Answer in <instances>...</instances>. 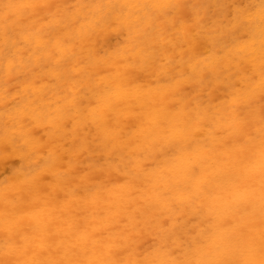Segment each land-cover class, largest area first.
<instances>
[{"label": "rangeland", "instance_id": "374dc122", "mask_svg": "<svg viewBox=\"0 0 264 264\" xmlns=\"http://www.w3.org/2000/svg\"><path fill=\"white\" fill-rule=\"evenodd\" d=\"M111 1L0 0V264H264V58L249 49L248 17L263 0H227L201 25L199 0L141 1L131 17ZM217 75L232 84L220 88ZM32 156L39 164L20 171Z\"/></svg>", "mask_w": 264, "mask_h": 264}, {"label": "bare ground", "instance_id": "6f19581e", "mask_svg": "<svg viewBox=\"0 0 264 264\" xmlns=\"http://www.w3.org/2000/svg\"><path fill=\"white\" fill-rule=\"evenodd\" d=\"M99 1V0H98ZM142 1V2H141ZM175 1V0H174ZM174 1H173V3H174ZM200 1H202V3H203V5H202V3H200L201 4V6H200V11H198V12H200L199 13V15H198V18H197V21L200 23V25L203 23H205V21H207V20H212L214 17L212 16L213 14H215L216 16L218 15V14H224L225 12H227L228 10H230L232 7L230 6V5H228V1L227 0H219L217 3H216V0H199V2ZM121 0H114V1H111L109 4H108V6L109 7H112V9H113V7H115L116 6V3H120L119 5H121ZM143 3L144 2V4L145 3H147V0H125V2L122 4V5H125V6H127L129 9H131V10H127L128 12V16L129 17H131V13L133 12V11H135V10H138V7H139V3ZM171 2V1H170ZM213 2H215L216 3V5L215 6H213L214 7V11L213 12H210V9H211V3H213ZM263 2H264V0H263ZM74 3V2H73ZM183 3V2H182ZM262 3V2H261ZM22 4V3H21ZM199 4V5H200ZM263 4V6L262 7H260V8H257V9H255L254 10V12H252L251 14H249V21H250V23L251 24H253V30L251 31V33H250V36H251V44L249 43V49L250 50H252V52H253V54H255L256 56H257V58H260V59H262V58H264V3H262ZM118 5V4H117ZM190 5H191V3H190ZM193 5V4H192ZM147 6L148 5H146L145 7L147 8ZM175 6V5H174ZM176 6H177V4H176ZM182 6V5H181ZM184 6V5H183ZM195 6V5H194ZM261 6V5H260ZM99 7V6H98ZM102 7V6H101ZM152 7V6H151ZM155 7V6H154ZM162 7H164V6H162ZM171 7V6H170ZM169 7V8H170ZM189 7H191V6H189ZM198 7V6H197ZM197 7H194L195 9L197 8ZM212 7V8H213ZM239 7V6H238ZM120 8V7H119ZM153 8V7H152ZM168 8V9H169ZM181 8V7H180ZM194 8H193V10H194ZM199 8V7H198ZM105 9V8H104ZM150 9V8H149ZM160 9V8H159ZM175 9V8H174ZM234 9V8H233ZM237 9V8H236ZM177 10V9H176ZM239 10H241V9H239ZM244 10V9H243ZM111 11V10H110ZM149 11V10H148ZM162 11V10H161ZM164 11V10H163ZM181 11H183V10H181ZM197 11V10H196ZM118 12H120V11H118ZM150 12V11H149ZM180 12V11H179ZM235 12V11H234ZM238 12V11H237ZM236 12V13H237ZM155 13V12H154ZM156 13H158V12H156ZM109 14V13H108ZM234 13H232V15H233ZM126 15V14H125ZM147 16H149L150 15V13H148V14H146ZM157 15V14H156ZM231 15V16H232ZM155 16V15H154ZM153 16V17H154ZM159 16V15H158ZM197 16V15H196ZM220 17V16H219ZM235 17H237V16H235ZM142 18V17H141ZM150 18H152V17H150ZM157 18V17H156ZM155 18V19H156ZM218 18V17H217ZM216 18V19H217ZM231 18V17H230ZM240 18V17H239ZM242 18V17H241ZM245 18V17H244ZM244 18H242V19H244ZM135 19V18H134ZM126 20V19H125ZM157 20V19H156ZM156 20H154V19H152V22L154 23V24H156L157 22H156ZM162 20V19H161ZM173 20H174V18H173ZM185 20V19H184ZM227 20V19H226ZM157 21H159V20H157ZM172 21V20H171ZM136 22V21H135ZM142 22V21H141ZM167 22V21H166ZM183 22V21H182ZM215 22V21H214ZM213 22V23H214ZM220 22V21H219ZM237 22V21H236ZM241 21H239V23H240ZM131 23V25L132 26H134V24H132V21L130 22ZM223 23H226V22H223ZM238 23V22H237ZM129 24V23H128ZM154 24H153V26H154ZM173 24V23H172ZM210 24V23H209ZM216 23H214V25H215ZM158 25V24H157ZM157 25H156V27H157ZM208 25V24H207ZM246 25V24H245ZM120 26V25H119ZM131 26V27H132ZM137 26V25H136ZM162 26H163V30H164V28L166 27V25L165 24H163L162 23ZM161 26V27H162ZM183 26V25H182ZM184 26H185V24H184ZM227 26V25H226ZM225 26V27H226ZM252 26V25H251ZM127 27H128V25H127ZM207 27V26H206ZM217 26H214V28H216ZM224 27V28H225ZM236 27V26H235ZM238 27V26H237ZM183 28V27H182ZM200 28V27H199ZM212 28H213V25H212ZM228 28H229V26H228ZM239 28H241V27H239ZM243 28V27H242ZM131 29H133V28H131ZM130 29V30H131ZM135 29V28H134ZM150 29H154V28H150ZM206 29H211V28H206ZM227 29V28H226ZM93 30V29H92ZM117 30V29H116ZM161 30V29H160ZM159 30V31H160ZM173 30V29H172ZM175 30H178V29H175ZM184 30V29H183ZM187 30V29H186ZM197 30V29H196ZM222 30V29H221ZM234 30V29H233ZM126 31H127V29H126ZM139 31V30H138ZM138 31L137 32H135V33H138ZM143 31L145 32V30L143 29ZM185 31V30H184ZM224 31V30H223ZM226 31V30H225ZM231 31V30H230ZM241 31H243V30H241ZM240 31V32H241ZM245 31V30H244ZM243 31V32H244ZM173 32V31H172ZM220 32V31H219ZM222 32V31H221ZM226 32H228V30L226 31ZM226 32H225V34H226ZM247 32V31H246ZM128 33H129V30H128ZM150 33V32H149ZM160 33V32H159ZM158 33V34H159ZM210 33H211V31H210ZM213 33V32H212ZM223 33V32H222ZM50 34V33H49ZM184 34V33H183ZM201 34H202V32H201ZM204 34H205V32H204ZM239 34V33H238ZM126 35H128V34H126ZM149 35H151V33L149 34ZM155 35V34H154ZM153 35V36H154ZM163 34L162 33H160V36H162ZM165 35V34H164ZM207 35H208V32H207ZM145 36V35H144ZM158 36V35H157ZM197 36V35H196ZM195 36V37H196ZM208 36H210V35H208ZM213 36V35H212ZM222 36V35H221ZM232 36H235L234 34L232 35ZM58 37H60V36H58ZM104 37V36H103ZM127 37H129V36H127ZM146 37H147V35H146ZM182 37H184V36H182ZM194 37V38H195ZM211 37V36H210ZM230 37V36H229ZM145 38V37H144ZM150 38V37H149ZM217 38H219L218 36H217ZM242 39H246V38H244V37H241ZM240 38V39H241ZM81 39V38H80ZM151 39V38H150ZM169 39V38H168ZM185 39V38H184ZM201 39V38H200ZM212 39V38H211ZM226 39V38H225ZM237 39V38H236ZM162 40V39H161ZM179 40H181V39H179ZM178 40V41H179ZM196 40V39H195ZM194 40V41H195ZM204 40V39H203ZM215 40H217V39H215ZM214 40V41H215ZM238 40V39H237ZM237 40H234V43H233V45L232 46H230V47H232L233 48V50H237V49H239L240 51H245L246 49H248V48H246L243 44H241V43H239L240 42V40L239 41H237ZM249 40V39H248ZM104 41V40H103ZM102 41V42H103ZM145 41V40H144ZM156 41H157V39H156ZM166 41V40H165ZM183 41V40H182ZM222 41V40H221ZM230 41V40H229ZM228 41V42H229ZM244 41V40H243ZM67 42V41H66ZM132 42H135V43H137V44H135V45H138L139 44V42H137V40H133ZM186 42H188V41H186ZM208 42V41H207ZM211 42V41H210ZM231 42V41H230ZM69 43V42H68ZM124 43V42H123ZM122 43V44H123ZM171 43V42H170ZM183 43H184V41H183ZM209 43V42H208ZM217 43V42H216ZM223 43H225V42H223ZM121 44V43H120ZM173 44V43H172ZM175 44V43H174ZM197 44V43H196ZM246 44V43H245ZM160 45H162V44H160ZM189 45V44H188ZM214 45H215V43H214ZM230 45V44H229ZM144 46L145 45H143V46H141V47H143L144 48ZM165 46V45H164ZM185 46V48H186V45H184ZM196 46V45H195ZM224 46V45H223ZM147 47V46H146ZM188 47H190V46H188ZM187 47V48H188ZM193 47H194V45H193ZM213 47V46H212ZM218 47V46H217ZM222 47V46H221ZM261 47V49H259ZM263 47V48H262ZM160 48V47H159ZM165 48V47H164ZM220 48V47H219ZM86 49V48H85ZM113 49V48H112ZM123 49V48H122ZM145 49V48H144ZM152 49V48H151ZM180 49V48H179ZM179 49H176V50H179ZM226 49V48H225ZM225 49H221L222 50V53H223V51H225ZM229 49V48H228ZM83 50V49H82ZM121 49H119V51H120ZM134 50V49H133ZM212 50V49H211ZM249 50V51H250ZM129 51H132V50H129ZM142 51V50H141ZM144 51V50H143ZM163 51V50H162ZM167 51V50H166ZM170 51V50H169ZM227 51V50H226ZM229 51H232V50H229ZM117 52V51H116ZM160 51H158L157 53H159ZM165 52V51H164ZM215 52V51H214ZM214 52H212V54H214ZM228 52V51H227ZM226 52V53H227ZM125 53V52H124ZM132 53V52H131ZM134 53V52H133ZM142 53V52H141ZM144 53H146V51L144 52ZM193 53V52H192ZM218 53H220V52H218ZM240 53V52H239ZM243 53V52H242ZM103 54V53H102ZM105 54V53H104ZM111 54V53H110ZM130 54V53H129ZM156 54V53H155ZM168 54H169V52H168ZM171 54V53H170ZM170 54H169V56H170ZM197 54V53H196ZM195 54V55H196ZM211 54V55H212ZM224 54V53H223ZM114 55V54H113ZM135 55V54H134ZM157 55V54H156ZM155 55V56H156ZM166 55V54H165ZM198 55V54H197ZM209 55H210V53H209ZM210 55V56H211ZM221 55V54H220ZM225 55V54H224ZM237 55V54H236ZM243 55V54H242ZM249 55H250V57H251V52H249ZM149 56V55H148ZM158 56V55H157ZM181 56V55H180ZM193 57H195L194 55H192ZM204 56H206V55H204ZM216 56V55H215ZM227 56V55H226ZM240 56H241V54H240ZM244 56V55H243ZM243 56H241V58L243 57ZM101 57V56H100ZM108 57V56H107ZM119 57V56H118ZM147 57V56H146ZM154 57V56H153ZM198 57V56H197ZM209 57V56H208ZM223 56H221V58H222ZM249 56H248V58H250ZM134 58V57H133ZM157 58V57H156ZM156 58H154V59H156ZM171 58V57H170ZM177 58V57H176ZM190 58H192L191 57V53H190ZM189 58V59H190ZM246 58V57H245ZM106 59V58H105ZM114 60H115V58H113ZM112 59V60H113ZM172 59V58H171ZM180 59V58H179ZM186 59H188V58H186ZM186 59H184V61L186 60ZM197 59V58H196ZM205 59V58H204ZM110 60H111V58H110ZM143 60H145V59H143ZM143 60L142 61H140V62H143ZM151 60V59H150ZM149 60V61H150ZM153 60V59H152ZM181 60H183V59H181ZM201 60V59H200ZM208 60V59H207ZM211 60V59H210ZM216 60H218V59H216ZM230 60V59H229ZM228 60V61H229ZM254 60V59H253ZM167 61H168V58H167ZM180 61V60H179ZM205 61V60H204ZM248 61V60H247ZM58 62V61H57ZM85 62V61H84ZM113 62V61H112ZM112 62L110 63V64H112ZM133 62H135V60L134 61H132V63ZM147 62V61H146ZM175 62V61H174ZM182 62V61H181ZM238 62V61H237ZM108 63V62H107ZM128 63V62H127ZM144 63V62H143ZM164 63V62H163ZM179 63V62H178ZM194 63V62H193ZM197 63V62H196ZM203 63V62H202ZM154 64V63H153ZM176 64V63H175ZM201 64V63H200ZM212 64V63H211ZM93 65V64H92ZM99 65V64H98ZM116 65V64H115ZM152 65V64H151ZM204 65V64H203ZM202 65V66H203ZM206 65V64H205ZM214 65V64H213ZM107 66V65H106ZM126 66V65H125ZM145 66V65H144ZM173 66V65H172ZM184 66V65H183ZM190 66V65H189ZM209 66V65H208ZM216 66H218V65H216ZM239 66V65H238ZM241 66H242V64H241ZM126 67H128V64H127V66ZM125 67V68H126ZM151 67V66H150ZM155 67V66H154ZM199 67H201V66H199ZM198 67V68H199ZM204 67V66H203ZM213 67V66H212ZM227 67H230V66H227ZM252 67H253V65H252ZM124 68V70H126ZM143 68V67H142ZM183 68V67H182ZM192 68H194V67H192ZM205 68V67H204ZM216 68V67H215ZM177 69H178V67H177ZM191 69V68H190ZM195 69V68H194ZM201 69H203V68H201ZM210 69V68H209ZM220 69V68H219ZM233 69H235V68H233ZM260 69V68H259ZM112 70V69H111ZM116 70H118L117 68H116ZM141 70V69H140ZM151 70V69H150ZM161 70V69H160ZM165 70H166V68H165ZM164 70V71H165ZM173 70H175V69H173ZM172 70V71H173ZM189 70V69H188ZM191 70H193V69H191ZM198 70V69H197ZM208 70V69H207ZM218 70V69H217ZM251 69H249V71H250ZM94 72H95V70H93ZM121 71V70H120ZM180 71V70H179ZM190 71V70H189ZM206 71V70H205ZM210 71H211V69H210ZM219 71V70H218ZM217 71V72H218ZM221 71V70H220ZM220 71H219V73H220ZM231 71H233V70H231ZM41 72V71H40ZM124 72V71H123ZM181 72V71H180ZM192 72V71H191ZM199 72H200V70H199ZM203 72V71H202ZM230 72V71H229ZM87 73V72H86ZM107 73H108V71H107ZM119 73V72H118ZM118 73H117V75H118ZM131 73V72H130ZM159 73V72H158ZM179 73V72H178ZM188 73V72H187ZM195 73V72H194ZM243 73H245V72H243ZM132 74V73H131ZM145 74V73H144ZM164 74V73H163ZM168 74H170V73H168ZM172 74V73H171ZM247 74V73H246ZM249 74V73H248ZM90 75V74H89ZM99 75V74H98ZM103 75V74H102ZM126 75V74H125ZM130 75V74H129ZM129 75H126V76H129ZM182 75V74H181ZM185 75V74H184ZM192 76H193V74H191ZM213 75H214V73H213ZM228 75V74H227ZM232 75V74H231ZM231 75H229V76H231ZM242 75V74H241ZM100 76H101V74H100ZM162 76V75H161ZM172 76V75H171ZM170 76V77H171ZM185 76H187V74L185 75ZM235 76V75H234ZM95 77V76H94ZM94 77H92V78H94ZM133 77V76H132ZM151 77V76H150ZM156 77V76H155ZM154 77V78H155ZM178 77V76H177ZM191 77V76H190ZM245 77V76H244ZM106 78V77H105ZM112 78V77H111ZM114 78H115V76H114ZM119 78H120V76H119ZM121 78H122V76H121ZM130 78V77H129ZM134 78H135V76H134ZM176 78V77H175ZM181 78V77H180ZM198 78V77H197ZM216 79H214V81L215 80H217V83H218V85L217 86H219L220 88H224V89H227L230 85L229 84H232L231 82V78L229 77L228 78V76L226 77V78H222V76L220 75H217L216 77H215ZM147 79V78H146ZM170 79V78H169ZM168 79V80H169ZM200 79V78H199ZM198 79V80H199ZM209 79V78H208ZM234 79V78H233ZM71 80H73V79H71ZM78 80V79H77ZM76 80V81H77ZM85 80V79H84ZM83 80V81H84ZM111 80H113V79H111ZM129 80V79H128ZM168 80H167V84H168ZM171 80H172V78H171ZM191 80V79H190ZM194 80H196V78H194ZM200 80H202V79H200ZM244 80H246V78L244 79ZM94 81V80H93ZM97 81V80H96ZM120 81V80H119ZM179 81V80H178ZM191 81H193V80H191ZM207 81V80H206ZM205 81V82H206ZM234 81V80H233ZM236 81V80H235ZM243 81V80H242ZM79 82H80V80H79ZM99 82V81H98ZM143 82V81H142ZM145 82V81H144ZM165 82V81H164ZM200 82V81H199ZM247 82V81H246ZM77 83H78V81H77ZM77 83H75V84H77ZM106 83V82H105ZM119 83V82H118ZM117 83V84H118ZM149 83V82H148ZM160 83H161V81H160ZM163 83V82H162ZM172 83H173V81H172ZM172 83H170V84H172ZM190 83V82H189ZM201 83V82H200ZM216 83V84H217ZM243 83V82H242ZM256 83V82H255ZM46 84V83H45ZM96 84V83H95ZM123 84V83H122ZM121 84V85H122ZM133 84V83H132ZM131 84V85H132ZM142 84V83H141ZM158 84V83H157ZM164 84V83H163ZM174 84V83H173ZM172 84V85H173ZM182 84V83H181ZM184 84H185V82H184ZM130 85V86H131ZM166 85V84H165ZM179 85H180V83H179ZM204 85L205 84H201V87H204ZM255 85V84H254ZM114 86V85H113ZM117 86V85H116ZM120 86V85H119ZM143 86V85H142ZM142 86H140V88L142 87ZM154 86V85H153ZM182 86V85H181ZM180 86V87H181ZM211 86H213V85H211ZM210 86V87H211ZM216 86V87H217ZM258 86V85H257ZM108 87V86H107ZM106 87V88H107ZM122 87H125V86H122ZM129 87V86H128ZM127 87V88H128ZM145 87V86H144ZM152 87V86H151ZM167 87V86H166ZM176 87H178V86H176ZM194 87V86H193ZM208 87V86H207ZM238 87V86H237ZM256 87V86H255ZM79 88V87H78ZM148 88V87H147ZM171 88V87H170ZM70 89H72V87L70 88ZM88 89H89V87H88ZM164 89V88H163ZM184 89V88H183ZM201 89L203 90V88H200V92H201ZM211 89H213V90H215L214 88H211ZM217 89H219V88H217ZM235 89V88H234ZM239 89H241V88H239ZM127 90V89H126ZM136 90V89H135ZM146 90V89H145ZM159 90V89H158ZM161 90V89H160ZM194 90V89H193ZM236 90H237V88H236ZM54 91H56V90H54ZM76 91H78V90H76ZM99 91V90H98ZM125 91V90H124ZM168 91H170V90H168ZM175 91H176V89H175ZM184 91V90H183ZM190 91V90H189ZM220 91H222L221 89H220ZM219 91V92H220ZM231 91V90H230ZM237 91H239V90H237ZM72 92H74V91H72ZM186 92V91H185ZM187 92H188V90H187ZM209 92V91H208ZM212 92H214V91H212ZM212 92L210 93V94H207L208 96L210 95V98H212L211 97V95H212ZM144 93V92H143ZM170 93V92H169ZM189 93V92H188ZM221 93V92H220ZM18 94V93H17ZM51 94V93H50ZM63 94H64V92H63ZM81 94V93H80ZM130 94V93H129ZM156 94V93H155ZM182 94V93H181ZM187 94V93H186ZM223 94V93H222ZM49 95V94H48ZM77 95V94H76ZM83 95V94H82ZM86 95V94H85ZM111 95V94H110ZM113 95V94H112ZM116 95V94H115ZM165 95V94H164ZM183 95H185V94H183ZM194 95H195V93H194ZM193 95V96H194ZM73 96H75V95H73ZM87 96V95H86ZM151 96V95H150ZM149 96V97H150ZM160 96V95H159ZM166 96V95H165ZM164 96V97H165ZM172 96V95H171ZM181 95H179V97H180ZM192 96V95H191ZM223 96V95H222ZM229 96V95H228ZM236 96V95H235ZM55 97V96H54ZM91 97V96H90ZM114 97V96H113ZM163 97V96H162ZM184 97V96H183ZM207 97V96H206ZM254 97V96H253ZM257 97H259V95L257 96ZM116 98V97H115ZM120 98V97H119ZM128 98H131V97H128ZM127 98V99H128ZM181 98V97H180ZM184 98H186V96L184 97ZM192 97H190V99H191ZM18 99V98H17ZM75 99V98H74ZM96 99H98V98H96ZM117 99V98H116ZM116 99H114V100H116ZM150 99V98H149ZM170 99H171V97H170ZM179 99V98H178ZM187 99V98H186ZM184 100L183 99V103H181L182 105H181V107L183 108H185V106H186V104H187V100ZM190 99H189V101H190ZM200 99V98H199ZM207 99V98H206ZM205 99V100H206ZM240 99V98H239ZM16 100V99H15ZM66 100V99H65ZM150 100H152V99H150ZM168 100V99H167ZM176 100V99H175ZM182 100V99H181ZM194 100V99H193ZM208 100H209V98H208ZM37 101V100H36ZM122 101V100H121ZM142 101V100H141ZM155 101H156V99H155ZM154 101V102H155ZM179 101V100H178ZM35 102V101H34ZM118 102H119V100L117 101V104H118ZM144 102V101H143ZM145 102H147V101H145ZM173 102V101H172ZM195 102V101H194ZM204 102V101H203ZM130 104H131V102H129ZM246 103V102H245ZM143 104V103H142ZM147 104V103H146ZM161 104H162V102H161ZM201 104V103H200ZM206 104V103H205ZM207 104H209V103H207ZM215 104V103H214ZM217 104V103H216ZM101 105V104H100ZM126 105V104H125ZM124 105V106H125ZM204 105V104H203ZM128 106V105H127ZM139 106H140V104H139ZM163 106V105H162ZM202 106V105H201ZM41 107V106H40ZM122 107H123V105H122ZM134 107H136V106H134ZM133 107V108H134ZM165 107V106H164ZM164 107H162V108H164ZM203 107V106H202ZM209 107V106H208ZM221 107V106H220ZM84 108V107H83ZM116 108V107H115ZM118 108H120V107H118ZM126 109V108H125ZM161 108H159V110H160ZM173 109H176V108H173ZM172 109V110H173ZM188 109V108H187ZM193 109V108H192ZM210 109V108H209ZM36 110L37 109H35V112H36ZM110 110V109H109ZM127 110V109H126ZM139 110V109H138ZM167 110H169L168 108H167ZM171 110V111H172ZM179 110V109H178ZM181 110V109H180ZM184 110V109H183ZM197 110H199V109H197ZM203 110V109H202ZM86 111H88V109L86 110ZM143 111V110H142ZM147 111V110H146ZM164 111V110H163ZM175 111V110H174ZM188 111H189V109H188ZM206 111V110H205ZM122 112H123V110H122ZM125 112V111H124ZM131 112V111H130ZM137 112V111H136ZM162 112V111H161ZM180 112V111H179ZM182 112V111H181ZM203 112V111H202ZM213 112V111H212ZM138 113V112H137ZM151 113V112H150ZM158 113V112H157ZM156 113V114H157ZM162 113H164V112H162ZM171 113H173V112H171ZM198 113V112H197ZM204 113V112H203ZM117 114H120V112H118ZM210 114V113H209ZM86 115H87V113H86ZM141 115H142V112H141ZM167 115V117H168V115L169 114H166ZM171 115V114H170ZM198 115V114H197ZM101 116V115H100ZM117 116V115H116ZM165 116V115H164ZM172 116V115H171ZM177 116V115H176ZM182 116V115H181ZM201 116V115H200ZM128 117V116H127ZM126 117V118H127ZM148 117V116H147ZM163 117V116H162ZM183 117V116H182ZM195 117V116H194ZM140 118V117H139ZM150 118V117H149ZM152 118V117H151ZM169 118H170V116H169ZM178 118V117H177ZM176 118V121L178 120ZM253 118V117H252ZM9 119V118H8ZM7 119V120H8ZM31 119V118H30ZM145 119V118H144ZM155 119V118H154ZM186 119V118H185ZM191 119V118H190ZM189 119V120H190ZM84 120V119H83ZM119 120V119H118ZM146 120H148V119H146ZM165 120V119H164ZM166 120H167V118H166ZM172 120V119H171ZM192 120H194L193 118H192ZM203 120V119H202ZM10 121V120H9ZM145 121V120H144ZM168 121V120H167ZM176 121H174V122H176ZM207 121V120H206ZM118 122V121H117ZM147 122H149V121H147ZM172 122V121H171ZM170 122V124H172ZM173 122V123H174ZM180 122H182V121H180ZM194 122V121H193ZM14 123V122H13ZM102 123V122H101ZM105 123H107V122H105ZM139 123V122H138ZM137 123V124H138ZM156 123V122H155ZM157 123H159V122H157ZM166 123H168V122H166ZM183 123V122H182ZM103 124V123H102ZM118 124V123H117ZM133 124V123H132ZM208 124V123H207ZM264 124V123H263ZM6 125V124H5ZM38 125V124H37ZM66 125V124H65ZM155 125V124H154ZM154 125H153V127H154ZM182 125V124H181ZM180 125V126H181ZM202 125V124H201ZM260 125H262V124H260ZM42 126V125H41ZM115 126V125H114ZM140 126H142L141 124H140ZM158 126V125H157ZM168 126H169V123H168ZM167 126V127H168ZM171 126V125H170ZM178 126V125H177ZM203 126V125H202ZM101 127H102V125H101ZM124 127V126H123ZM143 127H144V125H143ZM161 127H163V126H161ZM160 127V128H161ZM200 127V126H199ZM151 128V127H150ZM166 128V127H165ZM175 128V127H174ZM178 128V127H177ZM206 128V127H205ZM89 129V128H88ZM134 129V128H133ZM140 129V128H139ZM149 129V128H148ZM147 129V130H148ZM158 129H159V127H158ZM158 129H157V131H158ZM162 129V128H161ZM160 129V130H161ZM172 129V128H171ZM210 129H211V127H210ZM209 129V130H210ZM69 130V129H68ZM82 130V129H81ZM109 130V129H108ZM166 130H167V128H166ZM175 130H177V129H175ZM226 130V129H225ZM78 131V130H77ZM88 131V130H87ZM119 131H121L120 130V128H119ZM127 131V130H126ZM137 131V130H136ZM153 131V130H152ZM164 131V130H163ZM163 131H162V133H163ZM171 131V130H170ZM169 131V133H171ZM198 131V130H197ZM5 132H6V139L7 140H9V141H18V139H19V134L22 132L21 131V126H20V124H16V125H11V126H8V127H6L5 128ZM66 132V131H65ZM109 132V131H108ZM122 132V131H121ZM121 132H119V133H121ZM128 132H129V129H128ZM156 132V131H155ZM155 132H154V134H155ZM186 132V131H185ZM227 132V131H226ZM75 133V132H74ZM88 133V132H87ZM149 133V132H148ZM151 133H153V132H151ZM160 133L161 132H159V135H160ZM173 133V132H172ZM177 133V132H176ZM263 133V132H262ZM97 134V133H96ZM117 134H118V130H117ZM156 134H158V133H156ZM164 134V133H163ZM163 134H162V136H163ZM179 134H181V133H179ZM208 134H210V133H208ZM256 134V133H255ZM86 135V134H85ZM85 135H83L82 137H85ZM102 135V134H101ZM152 135V134H151ZM169 135V134H168ZM48 136H50V135H48ZM144 136V135H143ZM154 136V135H153ZM165 136V135H164ZM206 135H204V137H205ZM208 136V135H207ZM206 136V137H207ZM106 137V136H105ZM158 137V136H157ZM169 137V136H168ZM172 137V136H171ZM183 137H184V135H183ZM199 137H201V136H199ZM209 137V136H208ZM125 138V137H124ZM139 138V137H138ZM195 138V137H194ZM202 138H203V136H202ZM234 138V137H233ZM30 139L31 140H34L35 139V136H34V134L32 133V131H31V136H30ZM70 139V138H69ZM107 139V138H106ZM129 139H130V137H129ZM144 139V138H143ZM169 139H170V137H169ZM172 139V138H171ZM170 139V140H171ZM210 139V138H209ZM93 140V139H92ZM124 140V139H123ZM156 140V139H155ZM160 140V139H159ZM158 140V141H159ZM185 140V139H184ZM187 140V139H186ZM8 141V142H9ZM107 141V140H106ZM150 141V140H149ZM168 141V140H167ZM212 141V140H211ZM21 142V141H20ZM63 142V141H62ZM82 142V141H81ZM136 142V141H135ZM134 142V144H136ZM169 142V141H168ZM172 142V141H171ZM203 142V141H202ZM205 142V141H204ZM83 143V142H82ZM123 143V142H122ZM122 143H121V146H122ZM224 143H227V142H224ZM163 144V143H162ZM24 145V144H23ZM23 145H21V146H23ZM142 145V144H141ZM155 145V144H154ZM153 145V146H154ZM170 144H168V146H169ZM185 145V144H184ZM62 146V145H61ZM82 146V145H81ZM88 146V145H87ZM95 146H96V144H95ZM116 146V145H115ZM149 146V145H148ZM151 146V145H150ZM149 146V147H150ZM160 147H162V145L160 144L159 145ZM179 146V145H178ZM196 146V145H195ZM114 146H112V148H113ZM132 147H133V145H132ZM159 147V148H160ZM171 147V146H170ZM169 147V148H170ZM184 147H187V146H181L180 145V148L178 149V152H179V150H181L182 148H184ZM19 148V147H18ZM69 148V147H68ZM158 148V149H159ZM175 148V147H174ZM110 149V148H109ZM128 149V148H127ZM130 149V148H129ZM132 150V149H131ZM145 150V149H144ZM156 150V149H155ZM154 150V151H155ZM166 150H170V149H166ZM63 151V150H62ZM82 151V150H81ZM103 151V150H102ZM127 151V150H126ZM126 151H125V153H126ZM12 152V151H11ZM48 152V151H47ZM60 152H61V150H60ZM78 152V151H77ZM107 152V151H106ZM112 152V151H111ZM129 152V151H128ZM93 153V152H92ZM121 153H122V151H121ZM67 154V153H66ZM131 154V153H130ZM189 154V153H188ZM47 155H48V153H47ZM109 155V154H108ZM107 154H106V156H108ZM116 155V154H115ZM114 155V156H115ZM120 155V154H119ZM144 155V154H143ZM148 155V154H147ZM152 155V154H151ZM176 155V154H175ZM179 155V154H178ZM190 155V154H189ZM227 155V154H226ZM93 156V155H92ZM113 156V157H114ZM135 155H133L132 157H134ZM146 156V155H145ZM173 156V155H172ZM206 156V155H205ZM44 157V156H43ZM120 157V156H119ZM121 157H123V155H121ZM164 157V156H163ZM81 158H83V157H81ZM94 158V157H93ZM99 158V157H98ZM125 158V157H124ZM123 158V159H124ZM128 158V157H127ZM131 158V157H130ZM142 158H144V156L142 157ZM169 158V157H168ZM247 158V157H246ZM30 159H32V167L30 166V164L28 163L29 162V160ZM68 159V158H67ZM113 159V158H112ZM123 159H122V161H123ZM126 159V158H125ZM137 159V158H136ZM167 159V158H166ZM73 160V159H72ZM95 160H97V159H95ZM94 160V161H95ZM110 160H111V158H110ZM128 160V159H127ZM143 160V159H142ZM145 160V159H144ZM206 160V159H205ZM75 161V160H74ZM107 161V160H106ZM108 161H109V159H108ZM122 161H120V162H122ZM186 161V160H185ZM184 161V162H185ZM208 161V160H207ZM224 161V160H223ZM63 162V161H62ZM61 162V163H62ZM140 162V161H139ZM142 162V161H141ZM156 162V161H155ZM206 162V161H205ZM212 162V161H211ZM87 163V162H86ZM96 163V162H95ZM111 163V162H110ZM118 163V162H117ZM163 163V162H162ZM189 163V162H188ZM37 164H39L38 162H37V160L32 156V157H29L27 160H26V162L22 165V167L20 168V171H22V172H26V171H28V170H31V169H33ZM119 164V163H118ZM118 164H116V165H118ZM142 164V163H141ZM111 165V164H110ZM123 165V164H122ZM124 165H125V163H124ZM123 165V166H124ZM155 165V164H154ZM77 166V165H76ZM99 166V165H98ZM97 166V167H98ZM150 166V165H149ZM152 166V165H151ZM173 166V165H172ZM70 167H72V166H70ZM99 167H101V166H99ZM103 167V166H102ZM122 167V166H121ZM175 167V166H174ZM58 168H60V167H58ZM118 168V167H117ZM116 168V169H117ZM165 168V167H164ZM102 169V168H101ZM169 169V168H168ZM204 169V168H203ZM206 169V168H205ZM136 170H138V169H136ZM164 170V169H163ZM167 170V169H166ZM174 170V169H173ZM172 170V171H173ZM177 170H179V169H177ZM177 170H176V172H177ZM191 170V169H190ZM130 171V170H129ZM133 171V170H132ZM209 171V170H208ZM207 171V172H208ZM147 172V171H146ZM166 172V171H165ZM168 172V171H167ZM221 172V171H220ZM101 173V172H100ZM160 173V172H159ZM163 173V172H162ZM168 173H171V172H168ZM175 173V172H174ZM179 173V172H178ZM164 174V173H163ZM157 175V174H156ZM161 175V174H160ZM159 175V176H160ZM180 175V174H179ZM80 177V176H79ZM161 177V176H160ZM171 177V176H170ZM178 177V176H177ZM182 177V176H181ZM180 177V178H181ZM185 177V176H184ZM73 178V177H72ZM75 178V177H74ZM159 178V177H158ZM169 178V177H168ZM176 178V177H175ZM179 178V179H180ZM19 179H22L21 177L19 178ZM139 179V178H138ZM167 179V178H166ZM225 179V178H224ZM198 180V179H197ZM154 181V180H153ZM159 181V180H158ZM171 181V180H170ZM178 181V180H177ZM229 181V180H228ZM88 182V181H87ZM133 182V181H132ZM147 182V181H146ZM176 182V181H175ZM211 182V181H210ZM166 183V182H165ZM164 183V184H165ZM183 182H181L180 184H182ZM241 183V182H240ZM81 184V183H80ZM93 184V183H92ZM151 184V183H150ZM177 184V183H176ZM166 185V184H165ZM170 185V184H169ZM178 185V184H177ZM132 186H133V184H132ZM167 186V185H166ZM165 186V187H166ZM179 186V185H178ZM184 186H186V184H184ZM112 187V186H111ZM172 187V186H171ZM171 187H167V189L169 188H171ZM201 187V186H200ZM73 188V187H72ZM158 188V187H157ZM177 188V187H176ZM71 189V188H70ZM172 189V188H171ZM175 189V188H174ZM173 189V190H174ZM176 190V189H175ZM226 190V189H225ZM93 191H95V190H93ZM104 191V190H103ZM103 191H101V192H103ZM112 191V190H111ZM161 191H163V190H160V192ZM170 191V190H169ZM178 191V190H177ZM184 191V190H183ZM250 191V190H249ZM83 192V191H82ZM159 192V191H158ZM186 192V191H185ZM245 192V191H244ZM78 193V192H77ZM155 193V192H154ZM163 193V192H162ZM179 193V192H178ZM181 193V192H180ZM85 194V193H84ZM87 194V193H86ZM130 194V193H129ZM169 194H170V192H169ZM182 194V193H181ZM219 194V193H218ZM124 195V194H123ZM177 195V194H176ZM184 195H186V194H184ZM183 195V196H184ZM114 196V195H113ZM125 196V195H124ZM194 196V195H193ZM129 197V196H128ZM159 197H160V195H159ZM169 197V196H168ZM172 197V196H171ZM99 198V197H98ZM101 198V197H100ZM124 198V197H123ZM148 198H150V197H148ZM162 198V197H161ZM165 198H167V197H165ZM175 198H176V196H175ZM177 198H179V197H177ZM183 198V197H182ZM181 198V199H182ZM245 198V197H244ZM91 199V198H90ZM120 199V198H119ZM136 199V198H135ZM160 199V198H159ZM186 199V198H185ZM227 199V198H226ZM236 199V198H235ZM242 199V198H241ZM102 200V199H101ZM169 200V199H168ZM179 200V199H178ZM249 200V199H248ZM262 200V199H261ZM160 201H162V199L160 200ZM174 201H177V200H174ZM183 201V200H182ZM185 201V200H184ZM191 201V200H190ZM190 201H188V202H190ZM247 201V200H246ZM102 202H103V200H102ZM131 202V201H130ZM153 202V201H152ZM171 202H173V200L171 201ZM187 202V201H186ZM68 203V202H67ZM126 203V202H125ZM161 203V202H160ZM203 203V202H202ZM239 203V202H238ZM247 203V202H246ZM259 203V202H258ZM165 204V203H164ZM163 204V205H164ZM181 204H182V202H181ZM194 204V203H193ZM220 204V203H219ZM235 204V203H234ZM241 204V203H240ZM143 205V204H142ZM148 205V204H147ZM166 205H167V203H166ZM239 205V204H238ZM168 206V205H167ZM177 206V205H176ZM141 207V206H140ZM144 207V206H143ZM145 207H147V206H145ZM164 207V206H163ZM184 207V206H183ZM217 207V206H216ZM237 207V206H236ZM255 207V206H254ZM137 208V207H136ZM161 208V207H160ZM224 208V207H223ZM258 208V207H257ZM256 208V209H257ZM116 209V208H115ZM221 209V208H220ZM259 209V208H258ZM121 210H122V208H121ZM134 210V209H133ZM156 210V209H155ZM223 210V209H222ZM107 211H109V210H107ZM114 211V210H113ZM160 211V210H159ZM163 211V210H162ZM235 211V210H234ZM220 213V212H219ZM159 214V213H158ZM198 214H200V212L198 213ZM224 214V213H223ZM241 214V213H240ZM134 215V214H133ZM203 215V214H202ZM226 215H227V213H226ZM230 215V214H229ZM228 215V216H229ZM240 216V215H239ZM150 217V216H149ZM219 218V217H218ZM153 219V218H152ZM201 219V218H200ZM241 219V218H240ZM158 220V219H157ZM182 220H183V218H182ZM174 221V220H173ZM184 221V220H183ZM35 222V221H34ZM100 222V221H99ZM149 222V221H148ZM161 222V221H160ZM243 225V224H242ZM194 226V225H193ZM210 226H212V225H210ZM236 226V225H235ZM201 227H203V226H201ZM256 227V226H255ZM234 228V227H233ZM238 228V227H237ZM236 228V229H237ZM250 228V227H249ZM213 229H214V227H213ZM224 229V228H223ZM207 230H209L208 228H207ZM215 230H217V229H215ZM8 231V232H7ZM18 231H20V229H19V227H18ZM190 231V230H189ZM206 231V230H205ZM234 231V230H233ZM233 231H231V232H233ZM197 232V231H196ZM195 232V233H196ZM210 232V231H209ZM223 232V231H222ZM228 232V231H227ZM243 232V231H242ZM247 232V231H246ZM7 233H10V229H7L6 230V234ZM206 233V232H205ZM224 233V232H223ZM5 234V236H10V235H6ZM185 234H187L188 235V233H185ZM220 234V233H219ZM190 235V234H189ZM238 235H239V233H238ZM255 235V234H254ZM179 236V235H178ZM195 236V235H194ZM199 236V235H198ZM202 236V235H201ZM206 236V235H205ZM208 236H209V234H208ZM222 236H223V234H222ZM237 236V235H236ZM191 237V236H190ZM216 237V236H215ZM5 238V237H4ZM179 238V237H178ZM181 238V237H180ZM192 238V237H191ZM203 238H204V236H203ZM203 238H200V239H203ZM207 238V237H206ZM209 238H211V237H209ZM227 238V237H226ZM226 238H225V240H226ZM240 238V237H239ZM242 238V237H241ZM247 238H248V236H247ZM184 239V238H183ZM195 239V238H194ZM208 239V238H207ZM212 239V238H211ZM219 239V238H218ZM232 239V238H231ZM60 240V239H59ZM182 240V239H181ZM197 240V239H196ZM213 240V239H212ZM219 240H221V237H220V239ZM246 240V239H245ZM256 240V239H255ZM201 241V240H200ZM9 242V241H8ZM191 242H193V241H191ZM206 242V241H205ZM208 242H210V241H208ZM223 242V241H222ZM232 242V241H231ZM240 242V241H239ZM242 242H244V240L242 241ZM212 243H213V241H212ZM252 243V242H251ZM12 244V243H11ZM178 244H179V242H178ZM197 244H200V243H197ZM205 244V243H204ZM209 244V243H208ZM213 245H215V243L213 244ZM212 245V246H213ZM220 245V244H219ZM255 245V244H254ZM259 245V244H258ZM206 246V245H205ZM208 246V245H207ZM210 246V245H209ZM232 246V245H231ZM247 246V245H246ZM188 247V246H187ZM190 247V246H189ZM201 247V246H200ZM211 247V246H210ZM72 248V247H71ZM195 248H197V247H195ZM202 248H203V246H202ZM205 248V247H204ZM203 248V249H204ZM212 248V247H211ZM217 248V247H216ZM227 248H229V247H227ZM187 249V248H186ZM232 249V248H231ZM231 249H229V250H231ZM191 250V249H190ZM193 250H194V248H193ZM193 250H192V253H193ZM199 250V249H198ZM209 250V249H208ZM213 250V249H212ZM211 250V251H212ZM218 250V249H217ZM197 251V250H196ZM203 252H205V251H203ZM214 252H215V250H214ZM218 252V251H217ZM246 252V251H245ZM177 253V252H176ZM191 253V252H190ZM207 253H209V252H207ZM237 253V252H236ZM161 254V253H160ZM181 254V253H180ZM211 254H213V253H211ZM215 254V253H214ZM217 254V253H216ZM194 255V254H193ZM230 255V254H229ZM161 257V256H160ZM186 257V256H185ZM185 257H184V259H185ZM190 257V256H189ZM196 257V256H195ZM198 257V256H197ZM205 257V256H204ZM221 257V256H220ZM240 257V256H239ZM181 258H183V257H181ZM201 258V257H200ZM199 258V259H200ZM212 258H213V256H212ZM245 259V258H244ZM47 260V259H46ZM186 260H187V258H186ZM191 260V259H190ZM212 260V259H211ZM183 261V260H182ZM197 263V262H196ZM259 263V262H258Z\"/></svg>", "mask_w": 264, "mask_h": 264}]
</instances>
